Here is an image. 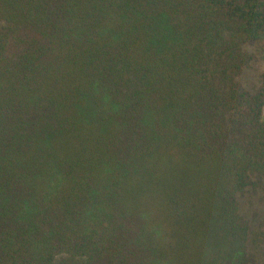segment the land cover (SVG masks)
I'll use <instances>...</instances> for the list:
<instances>
[{
    "label": "trees",
    "instance_id": "16d2710c",
    "mask_svg": "<svg viewBox=\"0 0 264 264\" xmlns=\"http://www.w3.org/2000/svg\"><path fill=\"white\" fill-rule=\"evenodd\" d=\"M262 60L264 0H0V264H263Z\"/></svg>",
    "mask_w": 264,
    "mask_h": 264
},
{
    "label": "rangeland",
    "instance_id": "374dc122",
    "mask_svg": "<svg viewBox=\"0 0 264 264\" xmlns=\"http://www.w3.org/2000/svg\"><path fill=\"white\" fill-rule=\"evenodd\" d=\"M259 70L255 71H251L250 72V75H249V79H252V80H256V78L259 76V72L261 70L264 69V60H262V62L259 63ZM263 117H264V110H263ZM252 208L253 207H250V205H245L244 206V209L249 212L248 216L252 219V223H253V226L255 227V229H258L261 233H257L254 237H255V240L257 241L259 247H257V249L260 251V254L262 256V260L261 262H264V226L262 225V221H263V224H264V220H263V217L260 216V217H257L254 219L253 215H252ZM261 225V226H259ZM264 264V263H263Z\"/></svg>",
    "mask_w": 264,
    "mask_h": 264
}]
</instances>
